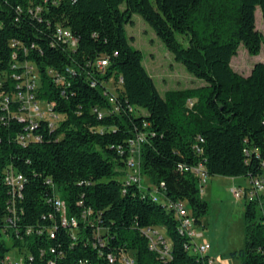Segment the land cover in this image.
<instances>
[{
	"label": "trees",
	"instance_id": "trees-1",
	"mask_svg": "<svg viewBox=\"0 0 264 264\" xmlns=\"http://www.w3.org/2000/svg\"><path fill=\"white\" fill-rule=\"evenodd\" d=\"M35 5L41 6L37 15L29 11ZM258 7L264 17V0H0V70L6 77L0 88V264L12 247L33 254L27 264H111L108 254L123 251L135 264H206V257L186 248L175 211L154 200L149 188L165 182V196L185 202L203 229L208 202L199 176L181 164L203 163L209 176L264 177V62L247 76L232 65L241 44L251 55L264 48ZM135 13L205 86L161 95L127 34ZM58 25L78 38L75 49L57 41ZM14 39L21 44L12 46ZM103 56L109 64L92 68ZM27 59L40 73L37 96L55 101L62 119L56 128L41 120L34 129L41 140L23 145L16 135L25 124L7 115L2 100L17 88L14 73L23 67L14 63ZM50 69L68 81L55 82ZM140 131L146 134L140 158L146 188L126 180L129 142ZM10 165L26 177L14 228L7 226L10 194L3 180ZM56 196L65 201L67 218L78 217L75 237L62 224ZM245 218V245L231 255L242 264H264V192L246 201ZM28 226L43 230L27 233ZM154 226L166 229L170 257L150 248L146 231Z\"/></svg>",
	"mask_w": 264,
	"mask_h": 264
},
{
	"label": "built area",
	"instance_id": "built-area-1",
	"mask_svg": "<svg viewBox=\"0 0 264 264\" xmlns=\"http://www.w3.org/2000/svg\"><path fill=\"white\" fill-rule=\"evenodd\" d=\"M20 11H22L19 6ZM41 10L40 5L30 6L29 11L37 15ZM55 36L58 42H62L70 49H75L78 45V38L73 34L70 28L58 25L55 30ZM12 46L16 47L18 44H21L20 41L16 39L12 40ZM117 54V52H115ZM18 54L16 51L13 54L14 58H17ZM109 56L99 57L94 62H91L92 68L96 70H103L109 64ZM22 66V71L15 72L14 77L18 80L17 88L13 96L6 94L2 100L3 108L7 110L8 116L16 117L20 122L25 124L24 130L18 132L16 139L19 143L27 145L31 141L41 140L39 134L34 133V129L39 126L41 120H46L49 127L56 128L59 125L62 117L55 110V101H43L37 96V89L39 87L40 73L37 69L36 64L31 60H25L22 63H14V67ZM67 72L70 74H75L76 70L74 68L68 67ZM50 73L53 76V79L57 83H65L68 81V76L64 72H59L54 69H50ZM4 72L0 70V88L4 84ZM123 78L121 77L120 82ZM93 86L97 85V79L93 78L91 81ZM5 92H0L3 95ZM111 100L114 99L113 94L110 95ZM195 100L189 99V105L193 106ZM14 105V107L12 106ZM45 105L46 107H44ZM131 110H134L130 106ZM99 116H102V112H99ZM146 140V134L143 131H140L135 137L130 139L129 147L130 153L126 160V173H127V182H138L141 187L146 188L144 183V177L141 171V147L142 143ZM200 140L203 138L200 137ZM198 150L200 147L197 145ZM181 170H191L195 172L200 179L201 183V192L203 189V184L207 182L209 176L206 166L203 163H200L195 166H189L185 164L180 165ZM4 182L8 185V191L10 198L7 203L8 211V227L14 228L20 219L18 215V207L22 202L24 197L23 188L25 185L26 177L19 172L13 165L5 168L3 175ZM166 185L165 182H162L158 187L149 188L150 195L156 201H161L164 203L166 208L172 209L175 211L178 219V232L182 236L188 237L189 243L186 245L188 251L192 254H200L203 257H206V264H214L213 258L209 254V250L212 245L210 240L205 236L203 229L195 225V218L192 215V212L188 209L185 202L183 201H174L170 200L165 196ZM233 191L237 197H248L254 199L260 193L264 192V177L261 175H252L250 177V185L248 187H233ZM54 204L58 210H61L63 213L62 224L64 226H71L74 231L73 237H75V228L78 227V217L72 216L67 218L66 216V203L65 201L56 196L54 199ZM20 210H24V207L21 205ZM87 212H83L82 216L85 218ZM44 217H46L44 215ZM34 226H28L26 228L27 233H31L34 230L37 232H42L43 228L34 229ZM54 228H49L51 236H54ZM153 231V232H152ZM146 234L149 237L150 248L155 250L162 257L171 256V244L170 241L161 234L158 230L148 229ZM20 239L24 240L21 235H18ZM9 245H12V238H6ZM18 252V255L12 254L11 251L7 252L6 255L2 258L1 264H27V258L30 260L33 259V254L31 252L27 253V256L20 252L18 247H12ZM108 259L111 264H135V258L130 253L123 251L120 254L109 253ZM48 264H57L54 259H50Z\"/></svg>",
	"mask_w": 264,
	"mask_h": 264
},
{
	"label": "rangeland",
	"instance_id": "rangeland-1",
	"mask_svg": "<svg viewBox=\"0 0 264 264\" xmlns=\"http://www.w3.org/2000/svg\"><path fill=\"white\" fill-rule=\"evenodd\" d=\"M256 23L257 28L264 34V17L260 7L256 10ZM126 29L132 45L143 52V64L154 78L162 96L170 90L201 87L207 84L205 79L196 77L175 58L154 28L139 13L133 15V22L127 24ZM257 62H264V48L258 55H251L244 44L239 46L238 54L232 59L234 69L246 76L251 73ZM110 89L112 92L116 91L112 84ZM144 178L148 183V178ZM249 185V176L225 175H210L203 184L201 193L209 205L208 212L202 219L203 232L211 242L209 254L214 264H242L240 259L233 257L231 253L245 245V211L249 198L237 197L233 187L245 188ZM153 186L158 187L157 184ZM154 230L160 231L169 240L164 227L154 226ZM11 253L18 255L13 248Z\"/></svg>",
	"mask_w": 264,
	"mask_h": 264
}]
</instances>
